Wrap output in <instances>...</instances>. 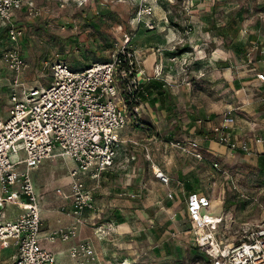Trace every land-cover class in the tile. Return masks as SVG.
<instances>
[{
    "label": "crops",
    "instance_id": "crops-1",
    "mask_svg": "<svg viewBox=\"0 0 264 264\" xmlns=\"http://www.w3.org/2000/svg\"><path fill=\"white\" fill-rule=\"evenodd\" d=\"M29 1L36 5L39 3V0H23L21 7L13 12V19L16 24L23 27V32L25 26L15 19L18 15L20 16L21 12H26L25 9ZM57 1L63 5L73 3L77 6L87 1V4L93 5L94 12L90 8L93 15L99 14L94 0ZM99 1L101 2L99 8H106L120 15L118 28L123 26V31L129 28L132 33V41L143 40L141 43L139 42L136 50L141 59L142 69L152 78L143 83L145 91L140 92L141 100L138 103L140 108L139 123L128 118L127 124L118 131L121 139L118 146H116L113 163L103 170L97 178L92 177L87 171H79L78 175L84 181L85 187L91 190L93 204L96 206L95 210L86 209L84 211L81 223L75 222L71 214L72 189L70 185L72 177L69 170L77 166L76 159L67 154H59V149L56 148L54 155L43 159L42 162L31 169L30 174L37 193L42 223L39 231V241L41 246L54 253L56 256L55 264H75L74 259L69 255V246L82 240H87L91 244L96 256L95 259L82 256L83 264H155L157 247L155 246V239L159 244H162L161 249H163V252L166 251L165 248L170 247L169 244L173 243V246H176L177 242L181 243L182 239L187 236L194 243V235L191 229L193 221L188 217L186 211V194L195 190L200 194H205L210 204L203 207L202 212L209 216H223L219 202L221 197L211 198L203 190L195 189L193 185L195 182H188L190 173L193 176L192 181H195L198 176L204 175L203 172H206V176L210 175L209 169L216 167L212 164L213 160L217 161L221 168L219 162L221 158L227 161L230 155H247L239 151L230 152L215 139L204 138L203 133L208 132L207 130L213 124L222 120L220 118L222 112L227 109L226 112L229 111L234 119L228 125L227 130L235 142L239 143L246 139L251 147L255 149L261 147V145L254 143V137L260 135L264 137V79L256 75L258 71L264 72V33L237 35L235 31H232L233 35H230L232 39L234 38L231 41L232 45H230L236 51L244 47L245 44L251 43L243 52L245 55L241 54V59L243 61L249 60L252 65L242 70L244 74H248L249 79L248 77L236 79L237 86L239 85L235 88L236 101L230 102L225 101L224 98L222 99L225 96V74L224 70H221L220 77L222 78L217 75L215 83L218 89L221 88V97L220 92H218V104L215 106L208 102L206 104H195L192 108H187L183 121L174 117L175 127H178L179 131L184 130L179 135H183L187 139H198L199 149L204 155V157H198L195 154L184 152L179 146H175L174 141L177 139L160 136L157 133L161 121L160 118H157L158 114L155 108L160 107V105L166 106L165 103L168 100L166 96L170 93L169 90L163 87L161 79L164 78L165 72L176 75L178 71L176 66H173L169 61L170 51H163L164 53L160 51L158 53L153 52L152 55L147 54L146 50L148 44L153 41H155L153 42L155 44L152 43V45H158V43L168 39L167 28L165 29L163 24H159L158 19L160 18L157 19V26L153 29L138 25L134 19L137 0ZM158 5L155 8V18L158 15L157 8L160 6L163 10L164 7L162 3ZM104 10L102 9V11ZM80 13L85 15L86 12L82 11ZM61 18L63 20L60 19V25L66 27L64 25L66 22L65 16L61 15ZM171 27L169 26L168 30L170 39L174 35ZM119 31L120 36L122 31ZM4 34L8 39L5 24L0 23V39ZM195 36L199 37V35ZM195 36L193 35V37ZM226 36L224 35V37ZM8 41L13 44L9 39ZM192 46V44H188L184 49H180V52L187 48L190 49ZM250 47L252 53L257 54V60L253 59L254 55L247 56L249 54L247 49H250ZM193 48H198V52H205L200 45ZM109 56L108 58H110ZM198 58L202 59V55H199ZM199 61H194L195 64L191 68L189 67L191 73L194 72L198 76L203 75L205 71L200 65L202 60ZM159 67L161 73L156 76L155 71ZM173 67L175 69L171 70ZM216 70L218 69L216 68ZM180 90L181 86L173 89V104L177 105L174 104V110L180 107V103L184 100L183 95L179 93ZM220 99L222 100L220 101ZM199 115L203 118L201 121L198 119L200 118ZM15 156L24 158V151L19 149L13 158ZM250 157H259L260 160H264V153L251 155ZM54 158H64L65 161L63 165H58L56 162H52ZM169 162H173L172 178L169 176L168 184H164L154 175L151 163L159 164V166L168 169ZM23 166L24 163L19 162L16 167L22 168ZM57 167H61V171ZM57 171L61 175L55 178ZM223 174L227 182L228 175L224 172ZM173 177H176L175 181ZM180 178L185 179V183ZM183 184L192 189H187L184 194L185 206L183 210L180 209L179 212L174 210L171 208L173 207L172 204L168 211L161 210L162 205L165 202L168 203L169 199L171 202L174 198L179 199L180 195L184 193ZM227 185H229L228 182ZM169 191L172 193L171 196L168 195ZM132 192L136 195L131 196L130 193ZM1 194H3V191L0 184ZM21 210L22 207L17 203L0 201V221L14 219ZM70 224L75 226V234L68 239L64 240L58 236L53 239L47 238L52 229ZM215 233L217 234V227ZM219 238L223 240L221 237ZM9 240V245L0 247V264H10L17 252V244L12 239ZM196 248L200 249L198 246ZM201 252L205 254L203 251Z\"/></svg>",
    "mask_w": 264,
    "mask_h": 264
},
{
    "label": "built area",
    "instance_id": "built-area-1",
    "mask_svg": "<svg viewBox=\"0 0 264 264\" xmlns=\"http://www.w3.org/2000/svg\"><path fill=\"white\" fill-rule=\"evenodd\" d=\"M162 0H137L134 19L138 25L147 29L157 26L155 8ZM23 0H0V23H4L8 39L13 43L3 52L8 67L13 72L9 89V105L6 115H0V184L3 194L0 201L17 203L22 210L14 219L0 221V247L7 246L12 239L17 244V252L10 264H55L56 256L51 250L40 245L41 227L40 206L34 189L30 171L43 159L55 154L74 157L77 166L70 169L71 175V214L74 221L81 223L86 209L95 210L93 195L79 176V171H87L97 178L114 160L118 146L119 129L127 124L128 118L139 123V101L145 91L143 83L152 78L141 67V59L132 45L131 31H122L116 41L110 58L93 60L83 66L72 68L64 59L50 61V79L44 86L25 85L20 73L27 66L22 56L18 37L23 27L16 24L13 12L19 9ZM26 13L39 14L32 1L26 6ZM256 47V45H254ZM159 50V48H157ZM171 59V56H168ZM160 67L155 75L159 76ZM257 77L264 79V72L258 71ZM204 132L205 139H215L230 152L239 151L247 155L264 153V137H254L260 149L251 147L246 139L237 143L232 139L227 127L234 120L231 115ZM184 152L204 157L199 149L198 139L175 140ZM22 149L24 158L14 156ZM23 162L22 168L17 164ZM228 175L227 182L237 195L252 198L244 191L233 174L220 168ZM154 175L161 183L168 184L169 175L154 168ZM60 191V189H58ZM135 196L136 193H130ZM168 195L172 193L169 191ZM186 211L193 221L191 227L194 243L208 257V264H264V222L247 227L238 241H223L215 233L217 224L223 216H209L202 212L210 202L205 194L192 191L186 194ZM75 234L74 225L52 229L47 238L58 236L64 240ZM69 255L75 264H83L82 256L95 259L94 250L87 240L72 243Z\"/></svg>",
    "mask_w": 264,
    "mask_h": 264
},
{
    "label": "rangeland",
    "instance_id": "rangeland-1",
    "mask_svg": "<svg viewBox=\"0 0 264 264\" xmlns=\"http://www.w3.org/2000/svg\"><path fill=\"white\" fill-rule=\"evenodd\" d=\"M100 3L99 0H94L99 14L93 15V5L87 4V1L77 6L73 3L63 5L57 0H39L37 5L39 14L31 16L26 12H21L20 16H17L15 20L25 26L24 32L18 37L20 52L27 61V66L20 73L25 85L44 86L47 84L51 76L49 64L53 59H64L76 69L93 60L108 59L116 41H119V30L124 29L122 25L121 29L118 28L120 15L106 8H99ZM161 3L164 6L163 10L159 6ZM159 5L155 19L156 22L159 20V24H163L165 29L167 28L168 39L158 45H152L155 41L150 40L153 42L148 44L146 53L153 55V52L170 51L169 61L176 66L178 72L176 75L165 72L164 78L161 79L163 87L170 93L166 96L168 99L166 106L160 105L155 108L157 118L161 121L157 133L172 139L187 140L183 135H179L184 130L179 131L178 127H175L174 117L183 121L187 108H192L195 104L208 102L212 106L217 105L218 92L221 97V88L218 89L215 83L217 75L222 78L220 77L221 70H224L225 74V96L222 97L225 101H236L235 88L239 86H237V78L248 77L249 79L248 74H244L242 70L248 68L251 62L243 61L241 54L245 55L243 52L251 43L245 44L236 51L231 46L234 38L232 39L230 35H233L232 31H235L237 35L264 33V0H162ZM102 9L105 10L102 11ZM82 11L86 12L85 15H81ZM61 15L65 16L64 25L66 27L60 25ZM169 26H172L174 32L172 39L169 38ZM126 30L130 31L129 28ZM193 35H199V37H193ZM224 35L227 36L224 37ZM142 41H132V45L137 48L139 42ZM188 44L193 46L182 52L177 51ZM11 45L4 34L0 39V115L3 116L7 114L9 89L13 78L12 70L3 59V52ZM197 45H200L205 52H198V48H193ZM247 52H249L247 56L254 55L253 59L257 60L258 56L252 53L251 47L247 49ZM199 55H202V59L198 58ZM199 60H202L200 65L205 70L200 76L190 71L192 65L195 64L194 61ZM174 69V67L171 68V70ZM178 86H181L179 93L183 95L184 100L180 103L181 106L174 110L173 89ZM226 110L222 112L220 118L226 114L231 115ZM199 116L198 119L201 121L203 118ZM207 131L210 133L211 128ZM64 161V158L52 160L58 165H63ZM219 162L221 168L232 173L240 187L246 190L249 196H256L258 201L250 197L241 199L227 185L222 170L216 167L208 168L210 175L206 176V172H203L204 175L198 176L199 180L196 178L195 181L191 180L193 176L188 173L190 178L188 182H195L193 183L194 188L203 190L211 198L221 197L220 201L218 199L221 204L220 211L226 219L217 224V236L225 241L231 239L238 241L243 237L247 227L264 222V160L245 154H236L230 155L227 161L221 158ZM169 163L168 169L159 164H155V167L159 166L172 178L173 162ZM57 168L61 171V167ZM60 175L61 173L57 171L55 178ZM173 178L175 181L176 177ZM180 180L185 181L182 178ZM183 186L184 193L179 199L174 198L172 202L169 199L168 203L165 202L162 205L161 210L168 211L171 204L174 210L178 212L180 209L183 210L184 194L187 189L192 190L184 184ZM155 246H157L155 264H208L209 257L196 248L189 236L182 239L181 243L177 242L176 246H173V243L169 244L170 247L165 248V252L161 249L162 244H159L157 239H155Z\"/></svg>",
    "mask_w": 264,
    "mask_h": 264
},
{
    "label": "trees",
    "instance_id": "trees-1",
    "mask_svg": "<svg viewBox=\"0 0 264 264\" xmlns=\"http://www.w3.org/2000/svg\"><path fill=\"white\" fill-rule=\"evenodd\" d=\"M180 49L182 50V49H184V48H179V49H177V51H181Z\"/></svg>",
    "mask_w": 264,
    "mask_h": 264
},
{
    "label": "bare ground",
    "instance_id": "bare-ground-1",
    "mask_svg": "<svg viewBox=\"0 0 264 264\" xmlns=\"http://www.w3.org/2000/svg\"><path fill=\"white\" fill-rule=\"evenodd\" d=\"M154 168H155V170H157V171H158V167H155V166H154Z\"/></svg>",
    "mask_w": 264,
    "mask_h": 264
}]
</instances>
